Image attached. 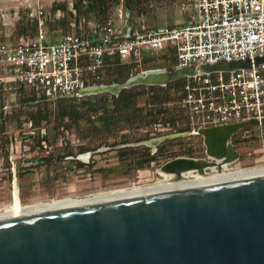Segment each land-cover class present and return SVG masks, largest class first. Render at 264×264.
Returning a JSON list of instances; mask_svg holds the SVG:
<instances>
[{
	"label": "water",
	"instance_id": "95a60500",
	"mask_svg": "<svg viewBox=\"0 0 264 264\" xmlns=\"http://www.w3.org/2000/svg\"><path fill=\"white\" fill-rule=\"evenodd\" d=\"M262 64L264 51L253 59L148 69L122 83L81 86L78 94L118 96ZM260 125L264 118L198 128L203 156L166 160L152 184L0 213V264H264V165L229 168L239 159L233 135Z\"/></svg>",
	"mask_w": 264,
	"mask_h": 264
},
{
	"label": "built area",
	"instance_id": "2783aa9c",
	"mask_svg": "<svg viewBox=\"0 0 264 264\" xmlns=\"http://www.w3.org/2000/svg\"><path fill=\"white\" fill-rule=\"evenodd\" d=\"M71 11H73L71 9ZM61 10L50 13L38 6L28 18L36 25L34 37L0 41V86L23 84L50 102L79 97L81 86L101 82L116 59L143 71L144 53L175 52V66L199 62L253 59L264 51V0H194L188 24L135 31L112 23L70 24L68 34L50 36L47 25L63 19ZM121 23V22H120ZM177 106L188 114L189 134L200 127L264 118V64L252 70L200 74L185 79ZM169 123L154 122L152 135L165 132ZM244 135H249L245 130Z\"/></svg>",
	"mask_w": 264,
	"mask_h": 264
},
{
	"label": "rangeland",
	"instance_id": "374dc122",
	"mask_svg": "<svg viewBox=\"0 0 264 264\" xmlns=\"http://www.w3.org/2000/svg\"><path fill=\"white\" fill-rule=\"evenodd\" d=\"M24 1L26 0H0V5L4 6L0 10L1 40L7 39L3 35V22L8 24L9 17L11 20L15 19L14 26L5 27L11 28L14 36L12 40H15L14 32L21 14L38 6L50 13H55L51 12L55 2H65L67 6V12L61 10L63 19L54 18L47 25L50 36L62 32L61 25L52 28L54 22L66 19L70 26L71 23L83 19L73 8V0H31V6L25 5ZM193 3L194 0H148L141 11L133 15V21L137 28L143 26L144 29L180 25L191 14ZM120 12L123 13L122 21L117 18ZM29 13L27 11V17ZM111 15L127 30L122 3L113 8ZM163 55L156 54L153 61L140 69L168 70L173 66L172 59L170 56L162 58ZM147 91L137 97V106L143 107L147 104ZM101 95L108 96L107 108L112 110V96ZM33 97L40 98L27 87L21 90L16 84L0 86V112L6 116L5 129L0 130V209L10 205L15 186L21 204L28 206L41 201L151 183L160 178L156 169L166 160L175 156H203L202 138L198 136H181L159 144L151 142L160 136L180 133L178 129L182 128L181 123H169L171 127L167 131L155 135L150 130L144 131L154 123L150 122L138 127L133 125L112 133L107 132L104 137H100L98 131L92 130L88 134L93 140L81 139L80 134H85V131H79L74 125L67 128L68 119H64L62 123L56 121L57 102L34 101L21 109L22 101ZM45 104L48 107V119L38 117V112L46 108ZM167 105L171 108L173 103ZM20 111L22 115L17 119L14 116ZM31 113L36 116L35 119ZM99 115L101 113L97 116ZM83 127L84 123L81 122L79 128ZM259 128L261 130L254 133L257 135H244L239 132L232 138L231 143L238 152L239 159L231 167L264 165V126ZM156 149L157 152L153 153ZM148 157L153 158L149 165L138 168V164Z\"/></svg>",
	"mask_w": 264,
	"mask_h": 264
},
{
	"label": "trees",
	"instance_id": "16d2710c",
	"mask_svg": "<svg viewBox=\"0 0 264 264\" xmlns=\"http://www.w3.org/2000/svg\"><path fill=\"white\" fill-rule=\"evenodd\" d=\"M145 2H148V0H73V8L77 11V15L79 17H83L85 25L94 22L95 24L103 27L112 23L113 17L111 15V11L114 7L122 3L124 15L127 19L126 22L128 25L126 28L129 30L126 33L131 36L135 31H141V28H143V26H141V28L136 27V23L133 21V15L141 11L140 9ZM57 10L67 12L65 2H55L51 8V12H55ZM59 25L62 26V32L60 34H68L70 26H68L66 19L54 22L52 24V28H56ZM14 34L16 38L23 37L26 40L34 37L36 34V25L34 22L29 20L27 12H23L21 14L20 19L16 24ZM0 41L3 40L0 39ZM163 54L162 58L170 56L171 59H173L175 57L173 49H169ZM155 55L156 54L144 53L141 67H144L146 64L153 61L155 59ZM173 67H175V65L170 67L168 70H172ZM147 68L148 67H145V69ZM137 69L138 68L134 67V65L129 62L123 63L119 59H116L114 64L107 69L101 82L106 84L122 83L131 75L138 73L139 70ZM184 82L185 79H182L170 83L165 87L137 86L122 90L118 96H112V110L107 108V95L59 98L55 101L58 103L55 119L59 123H62L64 119H68L69 123L67 124V128H69L70 125H74V127L79 129V131H85V134H80L81 139L90 138L93 140L94 138L90 137L88 134V132H91L92 130L98 131L100 137H104L107 132L112 133L115 130L117 131L118 129L127 126L135 125L138 127L140 125L156 121L170 124L181 123L182 128L178 129V132H189V127L186 125L188 114L180 109L176 104L181 98L179 88ZM16 85H18L21 90L25 88L23 84ZM145 90H148L146 92L147 104L143 107H139L136 105L137 97L145 94ZM34 101L41 103L50 102L43 97L38 99L33 97L23 100L21 109H24V106H26L27 103H32ZM170 102L173 103L171 108L167 107V104ZM45 105L46 108L38 112L39 118L48 119V107L47 104ZM98 113H101V115L97 116ZM20 115H22L21 111L14 117L19 119ZM31 116H33L32 118L34 119L36 117L32 113ZM5 120L6 116L0 112V130L2 131L5 129ZM81 122L84 123L85 127L79 128ZM20 123L18 124L19 126ZM144 156H147V154ZM152 159V157L145 158L142 163L138 164V168L148 166Z\"/></svg>",
	"mask_w": 264,
	"mask_h": 264
},
{
	"label": "crops",
	"instance_id": "0c3cea01",
	"mask_svg": "<svg viewBox=\"0 0 264 264\" xmlns=\"http://www.w3.org/2000/svg\"><path fill=\"white\" fill-rule=\"evenodd\" d=\"M28 1V2H27ZM24 4L25 5H30L31 6V0H26V1H24ZM4 6H2V5H0V10L3 8ZM29 7V6H28ZM35 10H36V8L35 9H33L32 11H30L29 9L28 10H26V12L28 11V12H35ZM193 14H194V3H193V6H192V12H191V14H189L188 16H187V19L185 20V22H183L182 24H188V23H190L191 21H192V16H193ZM14 21H15V19H10V17L7 19V22H8V24H6V22H3V35H4V37L5 38H7L6 40H12V38L14 37L13 36V33H12V31H11V28H5L7 25L9 26V25H13L14 26ZM154 29H159V28H154ZM58 35H61V34H58ZM9 37V38H8ZM18 38H16V36H15V40H17ZM5 40V41H6ZM175 63H176V58L174 57L173 59H172V65H175ZM98 84H102V82L101 83H98ZM104 84H106V83H104ZM94 85V84H93ZM261 126V125H260ZM260 126H257V128L256 127H250V128H246V129H243V130H241V131H239V132H243L244 133V131L245 130H248L249 131V135H257V134H254V133H256L257 131L259 132L261 129L259 128ZM187 127H189V126H187ZM251 128H253V129H251ZM189 131H190V127H189ZM238 132V133H239ZM237 134V133H236ZM235 134V135H236ZM235 135H233V137L235 136ZM189 136H195V135H189ZM196 136H198V135H196ZM198 137H200V136H198ZM232 137V138H233ZM232 138H231V140H232ZM202 140V139H201ZM203 149H204V147H203Z\"/></svg>",
	"mask_w": 264,
	"mask_h": 264
},
{
	"label": "bare ground",
	"instance_id": "6f19581e",
	"mask_svg": "<svg viewBox=\"0 0 264 264\" xmlns=\"http://www.w3.org/2000/svg\"><path fill=\"white\" fill-rule=\"evenodd\" d=\"M21 207H25V206H23L21 204L20 199H19V195H18V191H17V188L15 186L14 187V191H13V195H12V201H11V203L9 205V208L7 210H0V213L7 212V211H11V210L18 209V208H21Z\"/></svg>",
	"mask_w": 264,
	"mask_h": 264
},
{
	"label": "flooded vegetation",
	"instance_id": "af4514ba",
	"mask_svg": "<svg viewBox=\"0 0 264 264\" xmlns=\"http://www.w3.org/2000/svg\"><path fill=\"white\" fill-rule=\"evenodd\" d=\"M153 153H156L157 152V149L156 150H154V151H152ZM80 154H81V152H79ZM82 153H84V152H82ZM175 157H178V156H175ZM186 157V156H185ZM201 157V156H200ZM172 158H174V157H172ZM229 168H233L234 169V167H229ZM235 168H237V167H235ZM161 178V177H160ZM158 179V180H161V179ZM149 184H152V183H149ZM143 185V184H142ZM135 185H132V186H123V187H121V188H116V189H112V190H118V189H124V188H130V187H134ZM136 186H139V184L138 185H136ZM135 186V187H136ZM112 190H107V191H112ZM102 192H105V191H102ZM98 193V192H97ZM64 198H66V197H64ZM60 199H62V198H60ZM57 200H59V199H52V200H47V201H41V202H37V203H34V204H42V203H51V202H53V201H57ZM8 208H9V206H8ZM8 208H4V209H0V210H7Z\"/></svg>",
	"mask_w": 264,
	"mask_h": 264
}]
</instances>
